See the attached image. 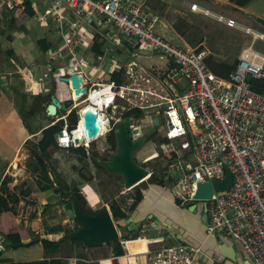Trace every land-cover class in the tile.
<instances>
[{"label":"built area","instance_id":"built-area-1","mask_svg":"<svg viewBox=\"0 0 264 264\" xmlns=\"http://www.w3.org/2000/svg\"><path fill=\"white\" fill-rule=\"evenodd\" d=\"M189 9L209 14L196 4L190 3ZM7 13L24 25L30 20L35 28L46 25L50 47L42 51L43 78L56 82L65 77L62 82L69 90L70 105L49 122L64 120L56 134L59 148L112 153L106 137L129 116L133 140L146 129L152 134L154 150L138 161L166 155L164 178L181 207L196 201L199 182L220 181L228 168L229 189H216L204 199L205 232L230 238L253 264H264V93L254 91L248 81L249 77L264 79V53L244 47L235 68L225 76L217 75L205 62L204 48L173 43L161 31L159 16L141 0H0L2 28ZM215 16L251 34L250 27L235 19ZM94 43H99L96 51H92ZM9 60L16 66L13 58ZM16 67L25 91H33L31 67ZM113 71L121 73L120 82L109 77ZM74 73L86 88L80 97L72 86ZM102 89L98 102L92 101L90 93ZM83 106L93 107L104 129L90 139L83 134L75 142L73 133L82 120ZM71 110L78 117L73 128L66 120ZM135 200L130 197L127 203ZM31 210L37 211V205ZM150 226L157 228L152 222ZM162 240L149 247L142 264H193L201 252L199 246L184 242L158 245Z\"/></svg>","mask_w":264,"mask_h":264},{"label":"crops","instance_id":"crops-1","mask_svg":"<svg viewBox=\"0 0 264 264\" xmlns=\"http://www.w3.org/2000/svg\"><path fill=\"white\" fill-rule=\"evenodd\" d=\"M141 1L146 3L148 9L152 13H156L159 16L164 25L161 27V31L165 34V36L172 39L174 35V37H176L174 39L179 42L176 43L180 45L187 44L185 40L174 30L172 25H169L172 37L166 35L164 28H167V24L163 21L157 10L161 7H165L167 9L169 7L167 4L172 3L173 1H175V7H177V5H185L189 7V4L191 3L196 4L197 7L208 10L209 14L203 12L205 15H210L216 18L215 15H218L219 13L214 12L212 8H215L214 6L217 7L220 4L230 2V0ZM253 2L254 0H248L243 3L244 6H241V8L249 14H253L264 19V11L261 10L262 2L250 6ZM191 12L196 13L197 11ZM9 15L10 14L8 13L4 14V19L7 20ZM0 27L2 28L3 25L1 24ZM6 27L7 23L4 24V28H0V53L9 48L13 49V59L16 62V66L19 68L24 66L31 67L32 76L33 79H35V88L33 91L27 93L25 91V82L17 72V67L9 63L7 64L4 60L0 61V86L10 88L18 83L20 84L21 92H26L30 95L41 93L45 94L50 92L57 94L55 87L56 82L54 79L50 80L49 78H43L42 71H44L45 61L43 59V50L37 43L38 39L47 37V28L45 29L44 25H38L36 27L37 32H31L27 25H24L21 19H15L12 21V18L10 28L7 31L2 32V30H6ZM248 27H250L252 31L259 32L253 29L251 25ZM30 64H33V66H30ZM57 91L58 98L60 100H65L64 97H62V92L59 89ZM8 92L9 95L6 94L4 90L0 91V186H2V181L7 179V187L11 190V192L18 194L19 201L12 205V210L0 213V235L3 233H18L23 242H28L35 236L57 240L64 234L63 232H53V226L61 224L65 229L67 228L65 220L62 222L55 221V217L50 218L51 221H47L44 217L45 215H42L41 213L45 204L56 203L59 199H62L64 204L68 198H65L67 196H64L61 193L54 194L51 190H39L35 183L34 174H32L26 166V159L29 155L28 152L31 149L28 148L27 140H34L36 137H40V131L47 126L53 118L47 115L44 107L41 116L45 117L44 120L46 121V124L38 130H29L28 127H26V124H24V121L19 114L20 112L18 113V110H16L13 101L14 92H12L11 89ZM48 102L49 100L46 104ZM32 154L33 157H37L38 159H41L42 162L47 164L50 170H56L61 178L65 179L67 183H74L79 188L80 193H82L83 200L87 202L90 207L96 205L100 201V193L96 190L92 182L95 172L93 173L88 171L85 162L83 163V167L86 170H81L82 164L80 167L77 166V161L80 162V160H78L75 153L69 151V148L63 149L57 147L50 149L49 155H39L35 151H33ZM146 184V187L138 185L143 190L142 194L139 196L135 194L134 187L126 190L124 187H121L116 195L112 196V198H115L120 202L122 209L127 214L126 218L123 220L124 228L119 230L121 238L128 239L132 237L133 234L130 232H135L127 230L126 228L128 224L126 219L129 218L132 223L141 222L140 230L136 232L138 234L142 231L146 232L147 230L158 233V231L161 230V232L165 233V236H169V240H167L165 244L172 242H184L192 246H199L201 252L196 257L193 264H199V261L203 260V258H200L201 256L209 257L213 254V251L217 250V238H221L230 247L233 245L237 246L239 256L237 257L238 262L236 264H253L250 257L235 241L224 236L206 234L204 224H202L201 221L202 203H195L196 208H192V210L189 208L194 202L190 203L186 207L178 206L176 204L175 197L168 186H158L155 184H148V182H146ZM130 197H136V200L131 204L127 203V199ZM36 205L38 210L33 212L36 213V217H34L33 220L27 221L28 218L26 215L29 213L31 214V208ZM82 206L86 207L83 204ZM60 212L61 206L56 205L52 207V214H54V216L59 215ZM153 217L158 218L160 220V224L156 223ZM21 219H23V221ZM21 221L26 226H20L22 224ZM151 222L157 228L151 227ZM169 227L170 229L175 230V232L169 230ZM125 235H128V237H124ZM164 235L151 237L141 233L138 237H142L143 239L131 240L127 242L126 249L120 256H113L111 253V246L107 245L110 249L111 256L99 257V259L96 260L103 261L105 264H112L113 260L118 264H142L145 252L149 249V247H151L155 240L163 238L162 242L160 241L158 245L161 243L164 244ZM143 240L145 241V244H143ZM68 243L72 242L69 241ZM140 247H142L144 251H137ZM64 249L65 242L61 244L56 252L52 253L46 252L40 243H35L29 246L19 247L17 249H5L2 252V257L12 259L14 261H26L32 259H48L50 257L68 256V264H77V261L79 260L88 263L95 261L91 258H81L78 255H71V253L70 255H67L64 252ZM84 249L86 251V247H84ZM107 250L108 249H106V251Z\"/></svg>","mask_w":264,"mask_h":264},{"label":"trees","instance_id":"trees-1","mask_svg":"<svg viewBox=\"0 0 264 264\" xmlns=\"http://www.w3.org/2000/svg\"><path fill=\"white\" fill-rule=\"evenodd\" d=\"M235 0H230V2H233ZM29 13H32V10H29ZM177 21V22H176ZM176 21L173 23L174 30L180 35L190 47H199L203 48L201 43L203 42V36L200 35L199 28L193 25L192 23L188 22L186 19L180 17L177 18ZM7 27L6 30H2V32L7 31L11 26V18L7 19ZM37 43L40 45L42 50H46L50 47V43L47 37L40 38L37 40ZM99 48V43H94L92 46V51H96ZM14 57V51L13 49L9 48L3 52L0 53V61L4 60L7 64H11L10 58ZM205 62L207 66L217 75L225 76L227 75L231 70L235 68V65L237 63V58L233 62H229L227 60H215L211 55H207L205 58ZM17 76V75H15ZM109 77L112 80H115L116 82L121 81V73L113 71L109 74ZM250 87L260 93H264V79L262 78H253L249 77L248 79ZM20 85V84H19ZM2 90H4L3 87L0 86ZM12 92L14 94L19 95L21 97L22 103L19 104V112L23 118V120H28L29 118H32L36 114H40L43 112L46 102L49 100L50 93H41V94H27L26 92H20V90L16 86H12L11 88ZM28 98L32 99V102L27 106L26 102ZM67 107L69 106L66 102ZM65 112L60 113V115H63ZM130 113H136L139 114L138 111H130ZM77 114L75 110H71V112L66 116L67 124L69 128H73V126L76 124L77 121ZM52 121V120H51ZM64 120H59L58 123L55 124H48L40 131V137H36L34 140H27V143L30 144V148L32 151H35L39 155H49V150L53 148H57V141H56V134L59 131L58 124H63ZM26 127L31 130V127L29 128V125L27 124V121H25ZM106 140L108 144L110 145L111 150L116 149V140L115 135L113 132L108 133ZM70 152H73L77 155L78 160L83 161L87 155H90L92 158V161L101 169L105 171V168L99 164L96 159L98 158L100 151L98 149H92L90 152H86L83 148H69ZM26 166L30 170L32 174L35 176V183L39 190L45 191V190H51L54 194H63L64 196L68 195L70 192L74 193L77 197H80V190L74 183H67L65 179H62L61 176L56 172V170L48 167L47 164L42 162L41 159H38L37 157H33V154L28 155L26 159ZM164 170L163 166H161L158 169L151 170L150 176L147 178L146 182L148 184H155L158 186H168L167 180L164 178ZM135 194L137 196L142 194V189L140 186H135ZM135 195V196H136ZM136 198V197H135ZM19 201L18 194L11 192L9 188L7 187V179H4L2 181V186H0V213L4 211L12 210V205L14 203H17ZM109 202V210L112 214L113 219L115 220L116 224L120 228H124L123 220L126 218L127 214L122 209V206L120 205V202L116 200L115 198H110L108 200ZM177 201V199H175ZM63 206V200L59 199L56 203H47L44 205L42 215H46L47 213H52L51 208L53 206ZM135 205V204H133ZM132 205V206H133ZM54 214H51V218H55ZM45 225V224H44ZM71 230L64 229L61 224H56L53 226V232H63V236L57 240H51L46 237H39L35 236L32 237L28 242H23L21 240V237L18 233H3L1 234V238L4 244V250L6 249H17L19 247L23 246H29L35 243H40L44 250L46 252L52 253L56 252L61 244L63 242H79V240L76 239H70L65 236L67 232ZM133 233L132 237L133 239L139 238L138 233L136 232H130ZM124 237H128V235H125ZM128 238L127 240H129ZM130 241V240H129ZM128 241V242H129ZM0 251V264H68V256L65 257H50L48 259H32V260H26V261H14L12 259L4 258L2 257V252ZM85 258V257H82ZM80 262H77V264Z\"/></svg>","mask_w":264,"mask_h":264},{"label":"rangeland","instance_id":"rangeland-1","mask_svg":"<svg viewBox=\"0 0 264 264\" xmlns=\"http://www.w3.org/2000/svg\"><path fill=\"white\" fill-rule=\"evenodd\" d=\"M259 3H261V5H262L261 6L262 8L260 7L261 10L264 11V4H263L264 0H254V2L250 6H253L254 4H259ZM174 4H175V1H173L172 3H168L167 5L169 7L167 9L165 7H161L159 10H157L158 13L160 14L161 18L163 19V21H165V23L167 24V28H164V32L166 33V35L172 37V34L170 33L169 25L173 26V23L176 21V19L183 16L182 18H185L186 20H188L193 25H195L196 27L199 28L200 35L203 36V42L201 43V45L208 52V54L211 55L215 60H227L229 62H233L239 56L242 49L244 47L250 48L251 44L255 50L264 53V39L263 38H253V36L251 34L245 33L242 29L237 28V27L227 26L226 24L219 21L218 19H216L213 16L205 15L201 11H197L198 13L197 12L193 13L189 9V7H187L185 5H183V6L177 5V7H175ZM241 6H244V5L240 4L237 0H235L233 2H228V3L226 2V3L220 4L217 7L214 6L215 8H212V10L216 13H219L221 15L226 16V18L231 17L242 25H245V26L251 25V27L253 29L259 31L260 34L264 35V19L257 17L253 14H249L248 12L244 11L241 8ZM42 25H44V28L46 29V25L45 24H42ZM27 27L31 32H37L36 31L37 28H35L33 26L31 20L28 22ZM174 38H176V37H174V35H173V37H172L173 40L172 39H170V40L173 43H176V42L179 43ZM188 46H190V45H188ZM115 58H118V57L115 56ZM15 86L21 92L20 85L18 83H16ZM55 87H56L57 94H58L57 90L59 89L62 92V95H63L62 97H64L67 104L70 105L69 90L66 86V83L57 79L56 83H55ZM11 88H12V86L10 88H4V92L6 94H8L9 93L8 91ZM13 101H14L16 110H18V113H19L18 107H19V104L22 103L21 97L19 95L14 94ZM31 102H32V99L28 98L26 105L28 106ZM63 112H64L63 110L60 111V113H63ZM41 114L42 113H40L39 115L36 114L35 116H33L32 118H29L28 120L24 119L23 120L24 124H25V121H27V124L29 125V128L31 127V130H33V129L38 130L40 127H42L44 124H46V121L44 120L45 117L41 116ZM147 131H148V129L145 130V134L143 136H140V138L146 136ZM151 141L152 140H150V138H149L148 140L144 141L139 146V148L135 152V154H136L135 157H136L137 161L140 160L142 157L147 156L148 154L152 153L154 148L152 146ZM28 148L30 149L29 143H28ZM32 152L33 151L30 149L28 152L29 155L32 154ZM109 155H110V152H108V151L100 152L96 161L98 162V159H100V160L107 159ZM165 156L166 155L163 154V155H158L157 157L151 158L146 163H144V167H146L148 169V171L160 168L164 164V157ZM84 162L87 165L88 171H91L93 173L95 172L94 179H92V182H93V185L96 188V190L100 193L99 196H101V198H100V201L92 207H90V205L87 204V202H85L83 200L82 193H80V197H78V199L80 201H82L80 203L85 205L89 212L94 213L102 205H108L109 206L108 199L110 197L116 195V193L119 191V189L121 187H123L122 186L123 179L118 174L108 172L106 169L104 171L103 169L98 167L92 161V158L90 157V155H87L85 157V159H83V161H80V162L77 161V164H78L77 166L80 167L82 164L81 170L85 171L86 169H84V167H83ZM89 176H90V174H89ZM69 194H72V192H70ZM69 194L65 198L69 199L70 198ZM194 203L198 204L200 202L198 200H196ZM51 210H52V208H51ZM66 212L67 211L63 208V206H61V212L59 213V215H56L55 221L62 222L65 220V224L67 225L66 229H70V230L79 229L81 225L76 220H74L73 218H69L66 215ZM51 214L47 213L44 216L47 221H51V219H50ZM26 217L28 218L27 221L33 220L34 217H36V213L31 212V214L29 213L28 215H26ZM21 220L23 221V219H21ZM53 222H54V220H53ZM20 226H26V225L22 222V224ZM141 233L146 235V236H151V237L162 236L165 234L164 232H161V230L158 231V233L155 231H148V230L146 232L142 231ZM141 233H139V234H141ZM31 234H32V232H31ZM23 235L27 236L25 234H23ZM133 238L134 237H130L129 240L131 241V240L143 239L142 237H139L136 239H133ZM167 240H169V238H166V236H165L163 243L165 244V242ZM72 243H68V242L65 243L64 252L67 255H70V253H71V255H76V256L78 255L81 258L87 257V258H91V259L95 260V261L90 262V263L79 260V261H77V262H80L78 264H101V262H102V264H105V263H103V261H99L96 259H99V257L111 256L110 249L107 246V244H102L99 246H86L82 242L81 243L72 242ZM143 244H145L144 240H143ZM84 247H86V251H85ZM106 249H108V250L106 251ZM140 250H141V252L144 251L142 247L137 249V251H140ZM112 264H118V263L113 260Z\"/></svg>","mask_w":264,"mask_h":264},{"label":"water","instance_id":"water-1","mask_svg":"<svg viewBox=\"0 0 264 264\" xmlns=\"http://www.w3.org/2000/svg\"><path fill=\"white\" fill-rule=\"evenodd\" d=\"M240 4L248 0H237ZM72 86L76 96H81L85 91V87H81L80 83L82 78L80 75L74 73L70 75ZM61 81H66L65 77L61 78ZM67 109L66 101L60 100L55 93L50 94L49 102L45 106V112L51 118H56L59 115V111H65ZM158 118H154V124H157ZM82 123L85 130L84 133L96 135L100 127V120L96 118L93 111H86L82 113ZM98 131V132H97ZM116 140V149L110 153L107 159H98V163L101 164L108 172L115 173L121 176L123 179L124 188H133L137 185L146 187V179L150 176L149 171L144 167L143 162L136 160L135 152L139 146L151 137V133L142 138L133 140L130 130V118L124 116L118 121L113 130ZM94 135V136H96ZM93 136V137H94ZM81 138V137H80ZM79 138H75V142H78ZM231 172L228 168L225 169V176L222 180H212L199 182L194 194L195 200H202L203 213L201 216L202 224H206V202L204 199L210 198L214 190H226L231 186ZM70 198L64 202L63 208L67 211L69 218L76 220L81 226L77 230H71L66 233V237L81 241L86 246H99L107 244L111 246V253L113 256H120L126 249L127 239L121 238V228L118 227L108 205H102L94 213L87 210L80 203L78 197L72 193L69 194ZM196 208V204H191L189 208ZM156 223L160 224L158 218L153 217ZM128 224L127 230L139 231L141 222L132 223L129 218L126 219ZM169 230L174 231L173 229ZM101 241V242H98ZM218 245L217 250L213 251L211 256H201L202 261L199 264H236L239 251L236 245L229 246L221 238H217ZM210 261V262H209Z\"/></svg>","mask_w":264,"mask_h":264},{"label":"bare ground","instance_id":"bare-ground-1","mask_svg":"<svg viewBox=\"0 0 264 264\" xmlns=\"http://www.w3.org/2000/svg\"><path fill=\"white\" fill-rule=\"evenodd\" d=\"M250 33H251V35L253 36V38H263L264 39V35H262V34H260V33H258V32H255V31H250ZM252 49H254L253 47H250V48H247L246 49V51H251ZM101 92L102 93H104V90L102 89L101 91H95V93H93V92H91L90 93V99L92 100V101H97L98 102V99H100V98H98V96L99 95H101ZM76 97H80V96H76ZM82 108H84V106L82 107ZM92 106H87V107H85L84 109H83V113L84 112H86V111H92ZM104 129V127L102 126L101 128H99V130L98 131H101V130H103ZM97 131V132H98ZM85 132V130H84V128H83V123H82V120L80 121V123L78 124V126H77V128L75 129V131H74V136H77V137H81L82 138V136H83V134H85L86 135V137H87V139H90V138H92L94 135H96V133L95 134H93V135H90V134H88V133H84ZM153 149V148H152ZM18 161V160H17ZM19 163V162H18ZM14 168V167H13ZM16 169V168H15ZM19 170V169H18ZM16 172V171H15ZM19 172V171H18ZM15 176V175H14ZM125 190L126 189H129V188H124ZM98 242H101V241H98ZM127 242H128V240H127ZM127 242H126V244H127ZM129 252V251H128ZM138 256V255H137Z\"/></svg>","mask_w":264,"mask_h":264},{"label":"flooded vegetation","instance_id":"flooded-vegetation-1","mask_svg":"<svg viewBox=\"0 0 264 264\" xmlns=\"http://www.w3.org/2000/svg\"><path fill=\"white\" fill-rule=\"evenodd\" d=\"M200 204H201V203H200ZM201 206H202V207H201V211H202V213H203V203L201 204Z\"/></svg>","mask_w":264,"mask_h":264}]
</instances>
